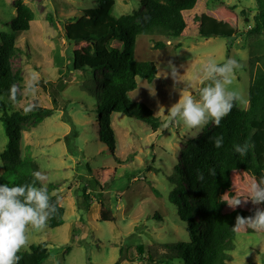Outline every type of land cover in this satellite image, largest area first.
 I'll use <instances>...</instances> for the list:
<instances>
[{
  "label": "rangeland",
  "instance_id": "obj_1",
  "mask_svg": "<svg viewBox=\"0 0 264 264\" xmlns=\"http://www.w3.org/2000/svg\"><path fill=\"white\" fill-rule=\"evenodd\" d=\"M15 1L0 0V32L9 31ZM21 1L34 18L28 31L18 33L20 51L11 57L13 71L22 77L15 88L18 100L14 109L33 100L54 109L34 127L24 125L21 154L29 155L36 172L45 177L42 186L56 185L51 194L58 196L64 215L56 228L29 226L26 245L20 250L44 242L49 255L42 264H180L178 249L172 245L189 240L187 221L179 216L169 195L177 184L186 142L195 129H186L180 121L169 122L168 110L178 102L181 91L198 98L208 83L201 79L207 62L222 64L229 58L240 65L230 88L245 101L237 103L238 107L246 108L252 73L248 61L264 54V34L248 35L246 31L264 0H198L182 13L186 28L178 38L166 37L157 29L138 36L135 59L153 62L157 73L151 83L137 78V87L127 99L146 104L160 125L153 131L138 119L112 113L113 149L98 138V115L83 88V73L71 68L73 51L90 45L69 43L64 35V26L77 20L83 9L95 8L98 0ZM142 9L140 0H115L111 16ZM200 17L227 23L236 34L201 37ZM156 41H163L164 46L154 49ZM6 141L0 122V151ZM2 172L0 161V175ZM261 176L264 174L234 171L231 193L218 192V198L227 202L226 210L234 209L230 205L239 198L241 203L235 208L264 210V203L257 205L247 199L250 184ZM83 187L88 203L81 194ZM138 244L145 250L144 257L161 262L139 261ZM228 254L230 264H264V231L238 227Z\"/></svg>",
  "mask_w": 264,
  "mask_h": 264
},
{
  "label": "trees",
  "instance_id": "obj_2",
  "mask_svg": "<svg viewBox=\"0 0 264 264\" xmlns=\"http://www.w3.org/2000/svg\"><path fill=\"white\" fill-rule=\"evenodd\" d=\"M197 1L140 0L142 10L113 18L111 11L115 0H98L95 8L83 9L77 20L64 26L69 43L90 45L73 51L71 68L81 71L85 77L83 88L93 99L92 108L98 115V138L110 148L113 149L115 142L110 125L112 113L138 119L153 131L160 125L146 104L127 99V94L137 87V78L151 83L157 73L153 62L135 59L137 37L152 34L157 29L166 37L178 38L186 28L182 13L191 10ZM14 8L16 13L10 21L9 31L0 32V122L7 139L0 151L3 167L0 184L9 186L32 183L37 166L29 155L21 154L22 131L26 123L34 127L54 110L38 105L36 100L26 102L22 109H14L13 104L18 100L15 88L22 77L13 71L11 57L20 51L16 43L18 33L28 31L34 18L33 11L21 0L14 2ZM253 20L246 33L264 34V4ZM211 34L230 37L236 34V30L227 23L206 21L200 17L198 35L209 37ZM163 46V41H156L154 49ZM248 65L252 73L246 108H239L236 104L219 126L208 124L197 139L186 142L181 155L177 184L169 195L179 216L187 221L189 240L172 245L178 249L176 257L181 260L180 264H230L228 252L233 250L236 230L240 227L235 226L236 218L251 217L255 213L243 208L226 210V200L218 198L220 190L231 193L234 171H248L253 176L264 174V54L251 57ZM52 101L56 103L55 98ZM216 136H223V145L219 149L212 142ZM246 142L249 144L246 155L234 152V144ZM209 169L215 174H210ZM198 171L203 173V180L197 179ZM37 186L42 185L38 182ZM45 188L50 202L57 207L46 226L56 228L63 223L64 208L59 204L58 196L51 194L56 185ZM81 194L88 203L85 187ZM136 249L139 261L161 262L157 258L144 257L141 244L136 245ZM17 255L19 264H42L49 252L41 242L30 244Z\"/></svg>",
  "mask_w": 264,
  "mask_h": 264
},
{
  "label": "clouds",
  "instance_id": "obj_3",
  "mask_svg": "<svg viewBox=\"0 0 264 264\" xmlns=\"http://www.w3.org/2000/svg\"><path fill=\"white\" fill-rule=\"evenodd\" d=\"M239 67L238 62L231 58L222 64L207 62L203 66L201 79L208 83L200 89L198 98L181 91L178 102L168 110L169 122L180 121L186 129H195L189 137L192 140L197 139L210 122L219 126L237 103H245L240 93L230 88ZM212 142L216 148H221L223 136L213 137ZM233 150L244 156L249 150V144H234ZM209 172L215 174L211 169ZM44 179L37 171L33 173L30 184H0V264H19L17 253L26 245V229L29 226L36 230L42 229L49 217L57 211L56 204L50 202L46 188L37 186ZM197 179L203 180V173L198 171ZM249 198L253 204L264 203V176L250 184ZM240 203L239 198L230 206L235 208ZM245 225L256 231H264V210L257 209L253 216L247 218L237 216L235 226Z\"/></svg>",
  "mask_w": 264,
  "mask_h": 264
}]
</instances>
